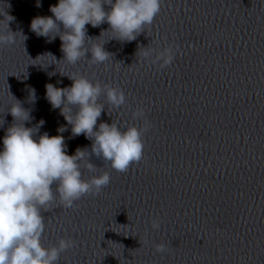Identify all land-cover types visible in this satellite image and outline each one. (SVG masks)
I'll return each mask as SVG.
<instances>
[{"label":"clouds","instance_id":"obj_1","mask_svg":"<svg viewBox=\"0 0 264 264\" xmlns=\"http://www.w3.org/2000/svg\"><path fill=\"white\" fill-rule=\"evenodd\" d=\"M36 6H41L39 0ZM160 8L161 0H58L49 8L52 16L34 17L30 27L38 37L51 40L59 36L60 51L69 63L74 64L89 53L92 62L103 63L111 54L104 44L85 47L86 39H93L87 35L86 25L95 28L107 23L108 30L100 36L111 30L116 34L114 39L131 42L144 33L145 26L152 24ZM3 20L9 28L14 17L7 14ZM53 32L57 35L50 36ZM14 38L11 30L0 34V44H11ZM141 54L146 61L159 63L162 68L175 58L171 46L160 51L145 46ZM69 79L70 87L46 84V98L53 109L61 110L74 137L83 134L92 141L91 152L78 147L73 155L67 154L63 135L50 136L45 132L35 138L44 121L37 127H26L25 122L31 119L28 111L18 100L11 106L13 123L5 131L0 151V264H57L60 254L72 246V241L65 239L51 247L43 246L45 223L41 210L55 199L54 190L60 203L70 208L82 196L98 194L109 184L107 172L89 180L82 179L81 162L85 157L90 171L95 168L90 157L95 155L118 172H126L132 163L142 159L143 128L129 126L121 131L117 124L106 122L97 126L105 110V105L98 103L101 94L106 95L108 104L120 108L126 99L123 91L108 85L102 87L85 77ZM69 106L77 107L74 116L65 115V109L71 112ZM143 115V110L138 109L133 112V119ZM66 130L58 128L59 133ZM152 227L158 229L159 224L153 221ZM155 248L157 252L165 251L164 244Z\"/></svg>","mask_w":264,"mask_h":264}]
</instances>
